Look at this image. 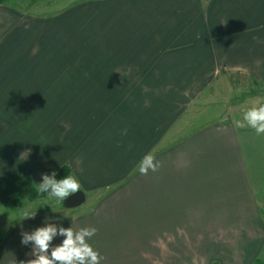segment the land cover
Wrapping results in <instances>:
<instances>
[{
    "label": "crops",
    "instance_id": "crops-1",
    "mask_svg": "<svg viewBox=\"0 0 264 264\" xmlns=\"http://www.w3.org/2000/svg\"><path fill=\"white\" fill-rule=\"evenodd\" d=\"M80 12L84 48L110 52L96 74L76 76L66 67L79 58L65 35L74 20L0 5V176L18 171L36 185L70 165L81 192H102L81 215L11 219L0 264L35 258L21 233L46 218L95 227L100 264H262L264 134L232 118L173 142L170 132L199 123L181 112L219 74L264 83V0H93ZM112 95L117 108L90 113ZM145 155L159 167L142 175Z\"/></svg>",
    "mask_w": 264,
    "mask_h": 264
},
{
    "label": "rangeland",
    "instance_id": "rangeland-1",
    "mask_svg": "<svg viewBox=\"0 0 264 264\" xmlns=\"http://www.w3.org/2000/svg\"><path fill=\"white\" fill-rule=\"evenodd\" d=\"M91 1L93 0H39L38 3H35L34 0H11L10 3L20 7L22 11L25 10L27 16H33L34 18L47 19L57 15L58 18L62 20L70 19L75 21L76 31L68 32L65 35L74 41L75 53L79 58L76 62L74 61L73 64L66 67L68 72L79 74L76 76H82L83 74H96L100 71L101 68H103L101 63L104 56L108 55L110 52L109 50H97L95 54H91L89 49L84 48L81 41L82 35L81 32L78 31L80 26L81 28L83 27L80 10L81 7L86 6L88 2ZM67 23L69 25L70 22ZM71 58V56H67L63 59L68 61ZM103 62L105 65L109 63V59L106 58ZM62 71L65 70L63 69ZM115 74H118V71H115ZM88 83L91 85H98L102 82L96 80ZM116 83L118 84V82ZM107 99L108 98L104 97L95 98L96 104L91 105L92 108L90 113L98 111L100 106L105 105L106 112H109L111 110L110 108H117L118 97L112 95L108 101L105 102ZM262 102L264 103V83L262 85H256L253 83L252 79L243 75L219 74L216 78L210 80L206 88L197 92L196 96L192 98L189 104L184 108V112H181V118H185L187 122L197 120L199 123L177 124L179 120L170 132V141H175V139H178L195 127L208 125L207 123L210 121L232 118L236 123H242L245 112L254 106L258 107L263 104ZM104 113L105 112H101V115L98 116L99 120ZM69 167L71 168L70 165ZM81 189L80 187V190ZM101 194L102 192L84 194L85 199L80 194L76 196L74 194V196L70 195L63 202H60L55 197L37 199L32 202L24 200L16 205L0 202V237L6 232V224L9 223L11 219L24 216L23 213L25 211H31L33 213L35 211L45 212L44 214H47L48 212L56 210V213L58 212L59 214L61 211L65 215H81V213L89 212L92 209L96 197ZM71 202H73L74 207L71 205ZM75 203H77V205ZM261 261L262 264H264V257H261ZM209 263L210 261L206 262V264Z\"/></svg>",
    "mask_w": 264,
    "mask_h": 264
},
{
    "label": "clouds",
    "instance_id": "clouds-1",
    "mask_svg": "<svg viewBox=\"0 0 264 264\" xmlns=\"http://www.w3.org/2000/svg\"><path fill=\"white\" fill-rule=\"evenodd\" d=\"M243 120L253 129L257 135L264 134V105L254 106L245 112ZM237 127H244V123L237 122ZM158 163H154V157L145 155L139 165V171L146 175L148 170L156 171ZM57 173L52 171L51 175L42 174V182L36 184L40 193H48L50 197L57 198L63 202L70 195L80 191V183L75 176H64L56 178ZM24 219L34 218L36 211H25ZM95 227H82L79 230L72 226L65 228L58 226L56 222L45 219L44 225L35 228L31 232L22 231L21 243L28 245L32 243L31 256L33 259L21 260L19 264H100L103 257L94 250L88 240L95 235ZM63 237L60 244L53 246L56 237Z\"/></svg>",
    "mask_w": 264,
    "mask_h": 264
},
{
    "label": "trees",
    "instance_id": "trees-1",
    "mask_svg": "<svg viewBox=\"0 0 264 264\" xmlns=\"http://www.w3.org/2000/svg\"><path fill=\"white\" fill-rule=\"evenodd\" d=\"M11 0H0V5L7 4ZM258 85V83L254 82ZM262 85V84H259ZM57 179L73 175L69 165H64L57 172ZM51 198L48 193H40L33 179L17 171H7L0 176V202L19 204L21 201H34L37 199Z\"/></svg>",
    "mask_w": 264,
    "mask_h": 264
},
{
    "label": "water",
    "instance_id": "water-1",
    "mask_svg": "<svg viewBox=\"0 0 264 264\" xmlns=\"http://www.w3.org/2000/svg\"><path fill=\"white\" fill-rule=\"evenodd\" d=\"M82 193V194H81ZM82 195V197H84V199H85V195H84V193L83 192H77L76 194H75V196L76 195ZM74 196V195H73ZM83 202V201H82ZM81 203V202H80ZM76 205H77V203H75ZM71 205H73V207H74V204H73V202H71Z\"/></svg>",
    "mask_w": 264,
    "mask_h": 264
}]
</instances>
